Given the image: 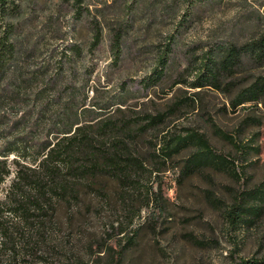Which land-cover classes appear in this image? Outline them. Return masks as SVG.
Segmentation results:
<instances>
[{"label": "rangeland", "instance_id": "obj_1", "mask_svg": "<svg viewBox=\"0 0 264 264\" xmlns=\"http://www.w3.org/2000/svg\"><path fill=\"white\" fill-rule=\"evenodd\" d=\"M17 1L20 37L35 47V63L47 61L51 52L58 53L72 40L83 49L81 65L95 67L86 88L90 98L110 104L122 94L120 84L126 83L131 98L123 106L97 113L94 119L82 118L72 137L107 143L102 124L121 126L144 113L160 117L162 123L147 132L135 129V139L124 146L128 151L137 146V162L152 171L150 176L131 178L119 187L103 174L93 177L85 172L87 181L78 183V195L68 203L55 204V212L44 219L27 218L25 237L15 227L12 242L0 238V262L8 256L16 264H242L262 260L264 203H257L259 207H252L236 225L226 215L243 194L264 181V116L260 110L248 104L245 111L231 114L223 97L184 85L170 89V82H164L163 91L156 90L155 96L139 86L170 38H174L177 71L186 67L191 48L220 38L248 39L260 28L257 18H264V7L258 4L261 0H84L80 19L67 0ZM93 21L99 25L101 42L90 53ZM119 25L128 27L117 68L110 51V30ZM191 132L202 134L226 161L214 159L181 178L179 171L193 150L183 149L172 162L165 161V143ZM222 134L231 138L223 139ZM253 139L259 150L256 155L243 157L238 152L242 148L233 147ZM81 160L71 165L78 168L74 175L81 174L80 167L89 166ZM4 162L9 171L0 179V212L5 222L16 226L22 224L21 214L1 209V203L22 179L19 171L45 173L48 179L49 164L43 158L30 164L13 156ZM24 184L36 191V181L24 180ZM50 188L56 203L54 188ZM260 189L264 193V186Z\"/></svg>", "mask_w": 264, "mask_h": 264}, {"label": "trees", "instance_id": "obj_2", "mask_svg": "<svg viewBox=\"0 0 264 264\" xmlns=\"http://www.w3.org/2000/svg\"><path fill=\"white\" fill-rule=\"evenodd\" d=\"M67 1L75 9L76 18L80 19L84 0ZM258 4L263 8L264 0ZM20 16L21 8L17 0H0V179L8 175L4 160L10 156L30 164L46 159L49 164L46 175L49 178L41 172L19 171L22 179L19 178L15 189L9 191L1 209L10 208L21 214L22 224L15 226L5 222L0 212V238L4 243L15 239V227L21 228L23 237L27 235L29 216L36 220L44 219L48 213L55 212V204L68 203L73 195H78L75 189H78V183L87 181L85 172L93 177L103 174L119 187L129 184L131 178L150 176L152 171L137 162V146L131 151L124 146L135 139V129L147 132L162 123L160 117L144 113L125 120L121 126L102 124L100 128L108 139L107 143L94 138L72 137V131L82 118L94 119L97 113L111 106H123L131 98L126 83L120 84L122 94L110 104L90 98L86 88L95 67L81 65L83 49L80 44L71 40L58 53L51 52L47 61L35 63V47L24 44L20 37ZM257 20L259 30L244 41L220 38L202 48H191L187 65L181 71L174 70V38H170L156 56L155 65L140 80L141 90L155 96L156 90L163 91L164 82H170V89L184 85L191 90L209 91L223 97L231 114L245 111L249 104L264 116V18L258 17ZM127 27L119 25L110 30V51L117 68L122 59ZM100 42V28L93 21L88 51L94 53ZM248 125L246 123L245 127ZM221 136L226 140L231 138L226 134ZM255 143L253 139L245 146L238 147L234 143L233 147L237 151L242 148L238 151L239 155L249 157L259 151ZM186 148H191L193 152L183 162L179 171L181 178L190 176L198 167L209 166L214 159L226 161L209 146L202 134L196 132L168 139L163 160L172 162ZM87 150L96 154L91 155ZM78 159L89 166L80 167L81 174L74 175L78 168L71 165ZM24 180L36 181V191L32 192ZM263 186L264 181L257 189L243 194L227 211V219L232 225L241 223V217L252 207H259L257 203H264V193L260 189ZM50 187L54 188L56 203L51 200ZM39 195L43 205H40ZM0 264L16 262L8 256ZM242 264H264V258Z\"/></svg>", "mask_w": 264, "mask_h": 264}]
</instances>
